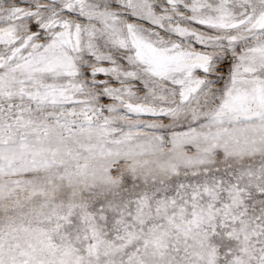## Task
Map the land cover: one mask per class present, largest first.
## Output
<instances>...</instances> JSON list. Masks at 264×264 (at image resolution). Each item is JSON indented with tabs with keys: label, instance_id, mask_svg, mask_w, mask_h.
Masks as SVG:
<instances>
[{
	"label": "snow or ice",
	"instance_id": "1",
	"mask_svg": "<svg viewBox=\"0 0 264 264\" xmlns=\"http://www.w3.org/2000/svg\"><path fill=\"white\" fill-rule=\"evenodd\" d=\"M0 264H264V0H0Z\"/></svg>",
	"mask_w": 264,
	"mask_h": 264
}]
</instances>
